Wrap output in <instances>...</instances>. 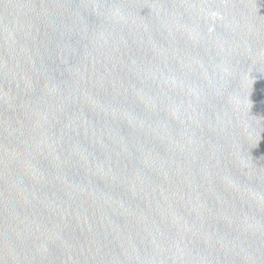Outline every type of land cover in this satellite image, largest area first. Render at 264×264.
<instances>
[{
  "label": "water",
  "instance_id": "1",
  "mask_svg": "<svg viewBox=\"0 0 264 264\" xmlns=\"http://www.w3.org/2000/svg\"><path fill=\"white\" fill-rule=\"evenodd\" d=\"M0 264H264V0H0Z\"/></svg>",
  "mask_w": 264,
  "mask_h": 264
}]
</instances>
